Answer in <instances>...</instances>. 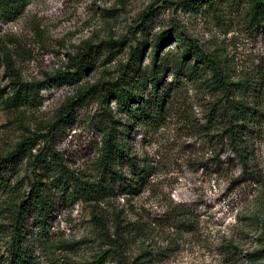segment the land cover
Segmentation results:
<instances>
[{
    "label": "rangeland",
    "instance_id": "rangeland-1",
    "mask_svg": "<svg viewBox=\"0 0 264 264\" xmlns=\"http://www.w3.org/2000/svg\"><path fill=\"white\" fill-rule=\"evenodd\" d=\"M200 3L11 0L0 7V156L24 137L37 138L34 154L51 133L61 165L93 181L109 127L106 110L114 125H124L128 154L149 172L131 195L110 191L86 200L52 189L44 230L32 219L24 223L23 264H264V21L254 19L250 0ZM168 29L213 58L224 82L252 80L248 154L260 181L249 179L228 141L224 105L239 92L232 84L224 92L193 51L183 60L187 47L175 38L164 37L157 48L162 100L154 120L131 119L113 98L102 103L97 88L81 96L97 83L120 80L133 63L131 52L143 45L135 66L145 82L142 99L149 101L151 47ZM87 45L96 58L89 70L76 64ZM180 60L194 64L195 72ZM27 162L11 177L21 191H29L33 175L50 182L52 161L33 170ZM117 168L131 171L124 162ZM7 215L0 211V264H13Z\"/></svg>",
    "mask_w": 264,
    "mask_h": 264
},
{
    "label": "trees",
    "instance_id": "trees-1",
    "mask_svg": "<svg viewBox=\"0 0 264 264\" xmlns=\"http://www.w3.org/2000/svg\"><path fill=\"white\" fill-rule=\"evenodd\" d=\"M11 0H0V7L5 6ZM201 0H191L192 6L200 5ZM251 9L254 19L257 18L258 24L264 21V0H250ZM164 37L175 38L176 42H182L186 45V51L183 60L187 59L189 54H194L196 61L205 58L206 62L211 66L212 77L218 85L223 88L224 92H229L228 84H232L235 90L239 92V97L224 105L229 112L227 125L228 141L235 153L239 163L249 175L252 181H260L259 173L253 169L250 164V156L248 154V141L251 138V128L254 122V99L252 80L247 78L240 79L235 83H226L223 81L220 70L215 65V61L211 57H207L203 51L197 47L183 35V33L168 29L156 36L151 47L152 68L149 72V80L153 88V96L149 101H143L142 73L137 71L135 62L143 50V45L137 50L131 52V61L123 67L120 80L97 83L95 87H90L87 91H83L81 96L85 97L90 90L97 88L98 97L102 103H106L109 98H113L119 109L129 112L131 119L141 118L145 120H154L160 115L162 97L157 94V86L159 83L160 70L162 65L156 63V52L160 42ZM77 66L89 70L95 61L93 45L84 46L76 56ZM189 72H195V65L183 62ZM76 74V72H72ZM2 89L0 88V97ZM80 97V96H79ZM13 105L16 104L18 98H12ZM135 106L134 108H132ZM105 120L109 123V127L105 133L103 150L99 156V177L93 181L83 180L78 176H73L61 165L55 151L50 147L53 135L44 138L45 146L39 147L32 153V149L37 145V138L24 137L15 146V148L7 154L0 156V211H7L10 219V225L13 228L12 243L10 249V257L13 264H23L25 250L21 245L23 236L22 229L27 219H32L37 223V227L44 230L46 219L52 209L53 194L52 189H56L61 194L72 196L75 192L80 193L86 200H99L108 196L110 191H116L118 195H131L138 193L146 183L149 172L138 165L136 158L128 154L125 143L126 134L124 125L116 126L117 120L111 118L109 113L104 110ZM62 122H66L67 118H62ZM55 126V125H54ZM53 126V128H54ZM24 158L28 159L27 164L33 169L36 167H49L50 162L54 164L52 172L53 177L49 181H42V177L38 178L33 175L29 181V191H21L17 183L11 182V177L17 172L18 166ZM127 164L131 171L129 175H125L118 170L120 163ZM54 170V171H53ZM264 187V179H263Z\"/></svg>",
    "mask_w": 264,
    "mask_h": 264
}]
</instances>
